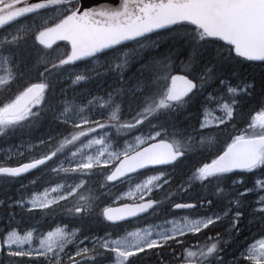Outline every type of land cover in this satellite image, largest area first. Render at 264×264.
Here are the masks:
<instances>
[{
	"label": "snow or ice",
	"instance_id": "snow-or-ice-1",
	"mask_svg": "<svg viewBox=\"0 0 264 264\" xmlns=\"http://www.w3.org/2000/svg\"><path fill=\"white\" fill-rule=\"evenodd\" d=\"M0 89V264H264V0H0Z\"/></svg>",
	"mask_w": 264,
	"mask_h": 264
},
{
	"label": "trees",
	"instance_id": "trees-1",
	"mask_svg": "<svg viewBox=\"0 0 264 264\" xmlns=\"http://www.w3.org/2000/svg\"><path fill=\"white\" fill-rule=\"evenodd\" d=\"M24 23L26 24L27 21H25ZM10 30H11V29H10ZM63 47H64V45L62 44V45H61V48L59 49V51H63ZM33 75H34V74H33ZM28 79H29L28 77H25L24 80L21 81V83H25V84H26V82L28 81ZM17 87H19V85H17ZM2 92H3V91H2ZM2 92H0V94H2ZM5 99H6V98H5ZM5 99H4L3 101H5ZM257 238H258V237H257Z\"/></svg>",
	"mask_w": 264,
	"mask_h": 264
},
{
	"label": "bare ground",
	"instance_id": "bare-ground-1",
	"mask_svg": "<svg viewBox=\"0 0 264 264\" xmlns=\"http://www.w3.org/2000/svg\"><path fill=\"white\" fill-rule=\"evenodd\" d=\"M7 94H0V101L6 97ZM118 202L114 203L112 206L114 207Z\"/></svg>",
	"mask_w": 264,
	"mask_h": 264
},
{
	"label": "flooded vegetation",
	"instance_id": "flooded-vegetation-1",
	"mask_svg": "<svg viewBox=\"0 0 264 264\" xmlns=\"http://www.w3.org/2000/svg\"><path fill=\"white\" fill-rule=\"evenodd\" d=\"M10 146H11V145H10V144H8V147H10ZM20 151H21V152H24V151H25V149H24V148H21V149H20Z\"/></svg>",
	"mask_w": 264,
	"mask_h": 264
},
{
	"label": "rangeland",
	"instance_id": "rangeland-1",
	"mask_svg": "<svg viewBox=\"0 0 264 264\" xmlns=\"http://www.w3.org/2000/svg\"><path fill=\"white\" fill-rule=\"evenodd\" d=\"M216 115H218V113H216Z\"/></svg>",
	"mask_w": 264,
	"mask_h": 264
}]
</instances>
